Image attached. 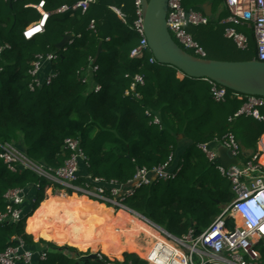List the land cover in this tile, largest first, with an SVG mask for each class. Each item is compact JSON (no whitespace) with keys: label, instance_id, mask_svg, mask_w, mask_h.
I'll return each mask as SVG.
<instances>
[{"label":"trees","instance_id":"16d2710c","mask_svg":"<svg viewBox=\"0 0 264 264\" xmlns=\"http://www.w3.org/2000/svg\"><path fill=\"white\" fill-rule=\"evenodd\" d=\"M43 1L46 11L51 13L46 31L26 41L23 37L26 28L41 20V15L28 6ZM79 1L13 0L0 4V49L10 46L0 56L3 69L0 73V154L2 146L11 144L32 161L58 169L70 155L64 149L65 141L73 138L80 140L90 163L89 169L83 167V175L92 174L122 184L131 181L138 168L152 169L174 154L176 163L182 166L178 178L136 189L128 206L176 237L186 235L191 229L202 233L233 201L234 193L231 185L218 175L210 177L213 166L198 146L230 133L228 119L244 106L246 97L239 100L230 91L227 102L217 104L209 83L180 79L183 75L172 67L151 65V54L132 59L131 52L140 43L130 29L135 19V0H97L85 14L80 10L57 13L61 7H72ZM214 2L205 0L199 12H204L208 5L214 10ZM111 7L119 8L127 16V25ZM91 21L96 22V32L89 29ZM219 26H222L220 21L216 23L211 18L208 26L190 29L207 52L231 51L230 40ZM67 35L73 37L72 42L64 50H58L57 45ZM250 41L256 55L254 39ZM101 43L103 52L96 64L99 71L92 77L101 86V92L96 94L79 80V75L91 65L90 59L95 60ZM49 53L58 56L50 65L56 78L50 87L32 92L28 74L31 64L36 56ZM206 59L212 60L208 54ZM136 75L145 79V86L139 87L141 100L125 96ZM156 117L161 125L154 124ZM238 120L247 138L243 139L245 145H241L253 153L264 135V123L251 117ZM183 141H188V145L180 150ZM35 184H41L43 189L37 194L33 192L26 203L23 223L0 225V254L16 245V239H22L30 250L49 251L48 260L41 264H105L98 258L90 259L91 254L77 252L74 244L81 251L95 249L94 245L111 225L109 220L99 231L101 235L91 240L86 223L92 221H85L80 211L107 221L111 210L104 205L97 207L100 204L93 207L95 202L75 194L67 195L66 203H59L57 193L63 191L57 186L31 172L11 173L1 158L0 211L5 210V195L9 190ZM32 199L36 202L32 203ZM117 220L134 222L123 216ZM134 223L143 226L138 221ZM118 226L117 222L115 238L122 232ZM258 249L264 264V243ZM97 252L103 253L107 262L148 264L136 251L123 252L110 235Z\"/></svg>","mask_w":264,"mask_h":264},{"label":"built area","instance_id":"2783aa9c","mask_svg":"<svg viewBox=\"0 0 264 264\" xmlns=\"http://www.w3.org/2000/svg\"><path fill=\"white\" fill-rule=\"evenodd\" d=\"M11 1L13 0H0V4ZM96 1L81 0L72 7L68 5L61 7L57 13L63 14L80 10L85 14ZM224 1L225 10L229 13L226 19L220 21V24L226 27L225 38L232 41L237 49L247 52L251 46L250 38L238 32L236 28L239 27L250 32L256 44L255 60L264 62V0ZM34 9L41 15V20L26 28L23 33L26 41L43 35L51 16V13L45 9L44 1ZM111 9L124 24H128L127 16L119 8L112 7ZM135 9V19L130 29L139 37L140 43L131 52V58H143L151 54L150 64L158 65L145 35L141 0H135ZM210 19L203 12L186 11L183 8L182 0H169L167 17L169 32L183 50L194 56L206 58L207 54L188 29L208 26ZM89 29L96 32L95 21H91ZM9 48V45L1 48L0 56L3 51ZM57 60L58 56L54 53L36 56L28 72L31 78L30 91L35 92L53 84L56 74L52 71L45 75L44 70ZM94 61L90 59L91 65L79 75V80L82 83L87 84L99 71V67ZM2 71L0 66V73ZM205 82L211 86L212 98L215 103L224 104L227 102L230 95L228 89L210 80ZM143 86H145L144 77L136 75L125 96L137 100L143 99L139 91V87ZM93 91L96 94L100 93L101 86L96 83ZM234 94L237 99H244L242 95ZM261 111H264V98L246 97L244 106L228 121L233 123L241 117H251L264 123V114ZM147 115L151 116L149 112ZM154 124L161 125L160 119L156 117ZM219 146L225 147L233 157L240 161V164L232 165L229 168L217 164L216 161L219 158L217 148ZM64 149L70 155L65 165L58 169L32 161L25 153L11 144L2 146L0 158L11 173L31 172L47 183L57 186L67 195L75 194L79 198L109 207L114 212L125 211L150 226L160 234L164 241L155 243L151 253L144 259L148 264H259L261 253L258 246L264 243V165L260 161L262 153L245 155L243 146L233 133L211 143L201 144L198 149L205 155L209 164L215 166L222 177L228 180L234 193V199L205 231L197 233L196 230L191 229L182 237L168 233L128 206V201L136 189L149 187L154 183L171 182L178 178L182 166L176 163L174 154L164 164L152 169L138 168L134 178L127 184H122L117 180L107 181L92 174H82L83 167L89 169L90 163L80 140L67 139ZM241 156L249 158L245 164L240 159ZM42 189L41 184H35L32 187L9 190L5 195V210L0 211V225H21L26 218V203L30 200L33 192L37 194ZM32 200L33 203L36 202L35 199ZM16 240V245L7 248L0 254V264H41L48 260V250H30L24 240ZM96 256L105 264H116L111 261L107 262L101 253H97Z\"/></svg>","mask_w":264,"mask_h":264},{"label":"water","instance_id":"95a60500","mask_svg":"<svg viewBox=\"0 0 264 264\" xmlns=\"http://www.w3.org/2000/svg\"><path fill=\"white\" fill-rule=\"evenodd\" d=\"M141 1L145 35L158 65L172 67L178 70L184 78L190 80H210L244 97L264 98V62L256 60L225 62L194 56L183 50L169 32L167 24L169 0ZM204 14L212 18V6H205ZM72 40V36H65L63 41L57 45V49L64 50ZM102 52L103 44L101 43L95 63L98 62ZM217 150L219 153L217 164L224 168L240 164V161L233 157L225 147L220 146ZM89 258L95 259L97 256L92 254Z\"/></svg>","mask_w":264,"mask_h":264},{"label":"rangeland","instance_id":"374dc122","mask_svg":"<svg viewBox=\"0 0 264 264\" xmlns=\"http://www.w3.org/2000/svg\"><path fill=\"white\" fill-rule=\"evenodd\" d=\"M205 0H182V4H183V8L186 10V11H190V10H195V11H199L198 10V8L201 6V3L202 2H204ZM207 1H209V0H207ZM215 5H214V10H213V19L216 21V23H217V21H221V20H224V19H226L227 17H228V13L226 12V10H225V1L224 0H215ZM204 13V12H203ZM220 27V26H219ZM225 26H221L220 27V30H225ZM191 29H195L194 27H191ZM191 29L189 28L188 29V31H189V33L192 35V33H191ZM236 30L238 31V32H240V33H242V34H245L247 37H249L250 38V40L251 39H253L252 38V34L250 33V32H248V31H246V30H244V29H242V28H239V27H237L236 28ZM193 36V35H192ZM193 38H194V36H193ZM195 39V38H194ZM196 41V40H195ZM197 42V41H196ZM230 44H231V46H232V50L231 51H227V50H224V49H216V50H214V51H212L211 53H209V52H207L206 50H205V48L202 46V45H200L203 49H204V51L208 54V57L210 58V59H212V60H217V61H225V62H247L248 60H252V59H254L255 58V51H254V47H252V48H250V50L249 51H247V52H245V51H241V50H239V49H237V47H234L235 45H234V43L233 42H230V41H228ZM253 43V42H252ZM207 49V48H206ZM190 52V51H189ZM192 53V52H191ZM180 75H178V77H179ZM183 77V76H182ZM182 77H180V78H182ZM95 84H96V82L91 78L90 80H89V82L87 83V86H88V89L89 90H91V91H93L94 90V87H95ZM263 114H264V111H261ZM228 130H229V132L230 133H233L235 136H236V138H237V140H238V142L239 143H242V144H244L245 145V140H247V138L245 137V131H244V129H243V127L241 126V121L240 120H236V121H234L233 123H229V128H228ZM264 136V135H263ZM263 136L261 137V139H260V141H259V143H258V148H257V150H254L253 151V155L254 154H256V153H258V152H261L262 153V156H261V159H260V161H261V163L264 165V139L262 140V138H263ZM243 139H245V140H243ZM260 144H261V146H260ZM260 153V154H261ZM259 154V155H260ZM252 158V157H251ZM240 159L242 160V162H243V164H245L247 161H248V159L249 158H247V157H245V156H241L240 157ZM211 165V164H210ZM212 166V165H211ZM214 175H218L221 179H223V180H225L229 185H230V183L228 182V180H226L224 177H222V175L218 172V170L216 169V167L215 166H213V168H212V170H211V173H210V177L212 178ZM210 178V179H211ZM212 180V179H211ZM42 194H43V192H42ZM60 196H61V192H58L57 193V197L58 198H60ZM57 198V199H58ZM58 202H60V201H58ZM32 203H33V200H32ZM93 205V207L95 206V205H97V203H95V204H92ZM97 207H100V208H102V206L101 205H98ZM105 208L106 209H108V210H112V209H110L109 207H106L105 206ZM105 209V210H106ZM224 210V209H223ZM113 211V210H112ZM80 213H81V216L83 217L84 216V219H85V221H87V222H89V220L90 221H92V223H86L87 224V228H88V231L87 232H89V239H91V240H95L96 238H97V234H99V231H101L105 226H106V224H107V222L110 220V218H109V216H111L112 215V213H109V216H108V220L107 221H103V220H106V219H102V218H100V219H95L93 216H90V214L89 215H87L86 213H85V211H83V212H81L80 211ZM114 216H116V218L118 217V216H127L128 218H130V219H133V220H136V221H138V222H140V223H142V224H145L144 222H142L141 220H139V219H137V218H135V217H132V216H130V215H126L125 213H123V214H120V215H114ZM72 221H74V222H76L74 219H72ZM73 222V223H74ZM122 226H119V230H121V231H124L123 233L122 232H120L119 233V235H121V237L123 238V236H125V237H135V233H131V228L130 227H125V225L124 224H121ZM146 229H151L152 230V228L149 226L148 227V225L146 224V226H144V228L142 229V232H145V230ZM86 233V232H85ZM118 234V233H117ZM108 236V235H110L111 237H113V238H115V236L112 234V231H106V233L104 234V237L105 236ZM116 239H118V238H116ZM119 240V239H118ZM40 241V240H39ZM120 241V240H119ZM101 242V241H100ZM100 242H98V243H96L95 245H94V247L95 246H97ZM139 242L141 243V244H144V245H150L152 242H154V240L153 239H148V237L146 236V235H143V237L139 240ZM54 244V243H53ZM118 246H119V248L121 249V250H123V251H125V252H131V251H135V249H127L125 246H124V244H123V242H121L120 241V245L118 244ZM58 247H68V246H58ZM74 247H76V248H74L77 252H79V253H82V254H97V253H101V252H96V250L94 249V250H91V251H89V250H87V251H81V250H79L78 248H77V246H75V244H74ZM68 248H71V247H68ZM142 251H140L139 249L137 250V253H139V254H137L141 259H145V258H147V256H148V254L146 253V252H142ZM102 255H103V253H101ZM128 254H130V253H128ZM127 254V255H128ZM259 264H263V261L262 260H260V262H259Z\"/></svg>","mask_w":264,"mask_h":264},{"label":"crops","instance_id":"0c3cea01","mask_svg":"<svg viewBox=\"0 0 264 264\" xmlns=\"http://www.w3.org/2000/svg\"><path fill=\"white\" fill-rule=\"evenodd\" d=\"M35 6H37V5H30V6H28V7H30V8H33L34 9V7ZM211 6V5H210ZM112 8V7H111ZM115 8H117V7H115ZM212 14H213V7H212ZM253 60V59H252ZM254 60H255V58H254ZM50 72H52V70H51V66H47L46 68H45V70H44V74L45 75H48V73H50ZM180 75V74H179ZM180 78V77H179ZM183 78V77H182ZM182 78H180V79H182ZM183 139V137H180V140H182ZM186 145H188V141H183V143H182V145H181V147H180V150H182V148L183 147H186ZM260 146H261V144H260ZM220 147V146H219ZM244 153L246 154V155H248V154H251L249 151H246L245 149H244ZM111 218H110V222H111V225H110V229L109 230H107V231H112V234L114 235V229L116 228V225H117V222L119 223V226H122L121 224H124L125 225V227H130L131 228V233H135V235L137 234V233H139V231H142V229L144 228V226H146V224H143V226L142 227H140V226H137L134 222L136 221V220H134V222H132L131 224H128V223H124V222H122L121 220L120 221H118L117 220V218L118 217H120V216H118L117 218H116V216H114L113 214L110 216ZM123 217H127V216H123ZM118 226V227H119ZM124 231H122V233H123ZM106 232H104V234H105ZM104 234H103V237L101 238V242L98 244V246H96L95 247V250H96V252H97V249H98V247L101 245V243L103 242V240L105 239V237L107 236H105L104 237ZM97 235H99V234H97ZM101 235V234H100ZM99 235V236H100ZM142 235H147V237H148V239H153L154 240V242H152L151 244L152 245H155V243L157 242V241H159L160 239V236L157 234V233H155V231L154 230H151V229H146L145 230V232H143V234ZM115 236V235H114ZM157 236H158V238H157ZM117 237H118V239L121 241V239H122V237H121V235H119V234H117ZM123 238H132V237H125V236H123ZM116 241H117V243L120 245V241L118 240V239H116V238H114ZM163 239V238H162ZM122 242V241H121ZM147 248L149 249V250H151V246L150 245H147ZM128 249V248H127ZM89 251H91V250H94L93 249V247H91V248H89L88 249ZM136 250V249H135ZM123 251V250H122ZM123 252H125V251H123ZM146 253H148V251H145Z\"/></svg>","mask_w":264,"mask_h":264},{"label":"bare ground","instance_id":"6f19581e","mask_svg":"<svg viewBox=\"0 0 264 264\" xmlns=\"http://www.w3.org/2000/svg\"><path fill=\"white\" fill-rule=\"evenodd\" d=\"M58 198V197H57ZM58 201H60L59 203H66L67 202V194L65 192H61V196L60 198H58ZM98 204V203H97ZM110 213H112L113 215H120V214H123L125 213L126 215H129L128 213H126L125 211H118V212H114V211H110ZM149 227V226H148ZM154 230V229H152ZM155 231V230H154ZM132 232V231H131ZM155 233H157L159 236L160 234L158 232L155 231ZM143 232L142 231H139V233H137L135 235V237H132V238H122L121 241L123 242L124 246L128 249H136L135 251L137 252V250L139 249L140 251H148V255L151 253L152 249L154 248L155 245H152L150 244L151 246V250H149L147 248V245H144V244H141L139 242V240L143 237ZM147 236V235H146ZM158 238V236H157ZM160 240L159 241H164L162 239V237L160 236L159 238ZM141 252V253H142ZM139 254V253H138ZM140 255V254H139ZM146 259V258H145Z\"/></svg>","mask_w":264,"mask_h":264}]
</instances>
